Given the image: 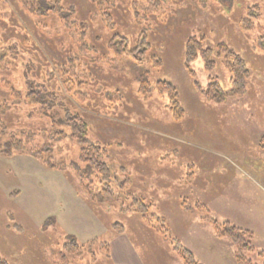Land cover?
Listing matches in <instances>:
<instances>
[{
  "label": "rangeland",
  "instance_id": "374dc122",
  "mask_svg": "<svg viewBox=\"0 0 264 264\" xmlns=\"http://www.w3.org/2000/svg\"><path fill=\"white\" fill-rule=\"evenodd\" d=\"M138 2L149 10L141 19L132 0H110V25L96 0H60L75 9L69 24L53 10L33 16L17 0H0V67L10 81H0V145L32 131L56 163L79 160L64 124L67 112L79 113L90 140L107 150L120 192L116 201L91 203L71 169H48L28 154L0 156V257L9 264H109L110 243L124 237L145 264H185L174 239L202 264H237V246L214 226L227 222L253 233L254 248L243 254L264 264V0ZM144 35L149 45L139 60L108 47L126 36L134 48ZM191 36L242 55L244 95L223 103L204 97L199 88L217 79L227 90L231 75L221 58L208 71L201 56L191 74L184 62ZM142 74L149 97L140 91ZM162 80L177 88L178 110L157 90ZM5 83L23 98L38 92L40 101L13 106ZM136 198L150 205L157 226L156 217L165 219L169 238L134 210ZM74 238L84 246L66 249Z\"/></svg>",
  "mask_w": 264,
  "mask_h": 264
},
{
  "label": "trees",
  "instance_id": "16d2710c",
  "mask_svg": "<svg viewBox=\"0 0 264 264\" xmlns=\"http://www.w3.org/2000/svg\"><path fill=\"white\" fill-rule=\"evenodd\" d=\"M19 6L25 11L29 12L33 16H41L51 10L55 11L58 15L64 18L66 24L71 23L72 17H74V8L64 7L60 4V0H57L55 4H49L50 0H17ZM98 6L101 5L100 10L105 16L108 24L113 23V17L107 4L110 0H96ZM152 2V1H148ZM103 3L104 6L103 7ZM132 8L135 12L136 18H142V10L148 12L149 10L140 7L138 0H132ZM247 23L248 19L243 20ZM84 25L80 26L82 39H85L87 34V29L83 28ZM143 45H149L144 35L137 43L134 48L130 47L129 39L124 37H118L116 40H110L108 47L115 52L116 56L122 58L126 55L131 56L134 59L139 60L141 58V47ZM81 46L86 48V43H82ZM82 47V48H83ZM217 51H213L210 48H205L202 43V39H197L195 36H191L186 44L185 49V65L186 68L190 70L191 74L194 75L195 70L191 67V63L198 59L199 56L203 59L205 63V68L208 71H212L216 67V58H221L225 68L229 71L231 86L229 89H224L217 79H211L207 87L199 88L204 97L212 102L223 103L228 98L235 96L244 95L247 91L249 69L245 59L238 52L230 49L226 44L220 43L217 45ZM1 66V65H0ZM8 81V78L3 73V68L0 67V81ZM140 84V91L143 93L144 97H149L152 94L151 86H149V81L145 74H142L138 78ZM5 83V87L11 91L13 100L11 104L13 106H22L25 104L26 107L30 105L31 102L38 103L40 97L37 95L38 92L30 90L25 98L22 97L21 93L16 91V88L12 84ZM197 83V82H196ZM198 87L199 84L197 83ZM10 86V87H9ZM156 88L160 93H165L170 99V108L173 110L179 109L178 101V90L173 83L169 81H158ZM19 93V94H18ZM33 93L36 95L33 96ZM17 95V96H16ZM6 101H4V105ZM30 115V114H29ZM0 121H4L0 119ZM6 122V121H5ZM7 124V122H6ZM64 124L67 129H69L68 137H72L80 145L79 160H71L69 164L59 160L57 163L54 161L53 157L46 154L45 149L39 143L37 135L34 132H28L26 135L22 134L20 137H15L14 139L5 141L0 145V156H4L8 159L12 158L16 154L21 155H31L40 160V162L46 166L48 169L65 171L66 168L71 169L77 179V187L83 196L88 199L91 203H103L116 201L120 198V192L114 190V183L117 184V179L113 175L110 166L103 157L107 155V150L100 144L91 141L88 133V126L79 113L67 112L64 118ZM66 134V133H65ZM64 137V136H63ZM62 137V138H63ZM62 163V164H61ZM129 181H125L119 184L120 191ZM125 184V185H124ZM121 185V186H120ZM136 204L134 210L145 216L146 221L152 225L154 228L164 232L167 238V227L165 225V219L162 217H156L158 222L161 223V228L154 223V219L148 217L150 205L145 203L141 198H136L132 203V206ZM215 229L220 237H227L231 239L237 246L235 259L237 264H251V260L247 259L243 251L245 249L253 250L248 242L253 238V233L247 229L240 228L232 223H225L224 225L214 224ZM117 228V227H116ZM121 228V227H120ZM119 232L123 233V230ZM92 241V240H91ZM174 251L184 260L185 264H202L195 259L193 252L188 249L179 239H174L171 241ZM73 245L76 248L81 249L82 243H79L75 238L64 244L66 249H70ZM84 246V245H83ZM109 251V248H108ZM264 255V251L261 252ZM0 264H9L8 261L0 257Z\"/></svg>",
  "mask_w": 264,
  "mask_h": 264
},
{
  "label": "crops",
  "instance_id": "0c3cea01",
  "mask_svg": "<svg viewBox=\"0 0 264 264\" xmlns=\"http://www.w3.org/2000/svg\"><path fill=\"white\" fill-rule=\"evenodd\" d=\"M82 203L85 204L84 201ZM87 207L91 208L88 204ZM117 239H114L113 243H110L109 251L113 260L109 264H145L143 258L138 254L128 238L124 237L116 241Z\"/></svg>",
  "mask_w": 264,
  "mask_h": 264
}]
</instances>
